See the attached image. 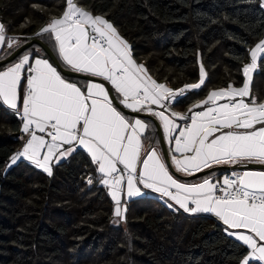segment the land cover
Masks as SVG:
<instances>
[{
	"label": "snow or ice",
	"instance_id": "6c2138e0",
	"mask_svg": "<svg viewBox=\"0 0 264 264\" xmlns=\"http://www.w3.org/2000/svg\"><path fill=\"white\" fill-rule=\"evenodd\" d=\"M6 31L0 22V46L19 49L20 43ZM45 33L55 42L60 65L39 56L37 49L25 51L0 70V103L19 117L25 140L8 167L24 158L52 175L53 158L59 163L85 149L99 173L96 182L110 191L115 217L124 218L127 211L122 194L142 195V185L173 201L177 210L214 215L228 236L247 246L239 264H264V170L248 168L264 166V100L250 90L252 73L264 56V39L250 49V63L241 69L245 78L241 86L230 82L210 91L187 112H178L168 111L172 103H182L188 92L205 85L203 65L197 83L173 89L157 82L143 64H137L113 23L76 0H65L62 14L53 16L36 35ZM65 70L88 79L79 85L64 75ZM115 101L123 109L160 121L164 138L174 144L171 165L146 143L152 123L127 116ZM222 165L245 170L217 177L213 169ZM170 166L183 176L209 171L200 182L189 183L171 174ZM87 183H93L91 176Z\"/></svg>",
	"mask_w": 264,
	"mask_h": 264
},
{
	"label": "trees",
	"instance_id": "16d2710c",
	"mask_svg": "<svg viewBox=\"0 0 264 264\" xmlns=\"http://www.w3.org/2000/svg\"><path fill=\"white\" fill-rule=\"evenodd\" d=\"M76 2L105 15L157 82L173 89L197 83L203 65L205 85L173 102L178 112L213 89L241 86L250 49L264 39V0ZM64 7L65 0H0V22L20 36V45L35 36L51 44L46 33H36ZM30 49L48 56L38 44L21 54ZM251 92L264 100V56ZM21 126L0 103V264H239L246 255L247 246L228 236L214 215L169 208L151 195L129 199L122 223L113 224L114 202L96 182L99 173L84 149L52 165V175L24 158L8 167L24 143Z\"/></svg>",
	"mask_w": 264,
	"mask_h": 264
},
{
	"label": "crops",
	"instance_id": "0c3cea01",
	"mask_svg": "<svg viewBox=\"0 0 264 264\" xmlns=\"http://www.w3.org/2000/svg\"><path fill=\"white\" fill-rule=\"evenodd\" d=\"M94 15V14H93ZM46 35H47V39L51 42V46L54 48V50H56V48H55V42H54V40H50L49 39V37H48V34L46 33ZM128 43V42H127ZM129 44V43H128ZM130 45V44H129ZM6 50H8V48L6 47V45H4V46H0V57H2V54L6 51ZM28 52H31V53H37V49H30V50H28ZM132 52V51H131ZM56 53H57V51H56ZM38 55L39 56H41V57H43V58H46V59H48L49 60V62L50 63H53L52 62V60L50 59V57L49 56H46V55H44L40 50H39V52H38ZM20 58V57H19ZM19 58H16L15 60H13V61H11V62H9V63H6V64H4V65H2V66H0V70H3L4 68H6L9 64H11V63H14V62H16V61H18L19 60ZM59 58V57H58ZM260 59V58H259ZM259 59H258V62H259ZM247 63H250V61L249 62H247ZM137 64H140V63H137ZM53 65L55 66V64L53 63ZM257 69H258V63H257V68L253 71V73H252V78H253V75H254V73H255V71H257ZM65 75V74H64ZM65 76H67L70 80H73V81H75V82H77L79 85H83L85 82H86V78H83V77H77V76H69V75H65ZM96 81V80H95ZM96 82H99V83H102V82H100V81H96ZM159 83H163V82H159ZM251 83H252V80L250 81V90H251ZM164 84H166V83H164ZM167 85V84H166ZM213 90H215V89H213ZM212 91V90H211ZM221 102H223V101H221ZM154 108H155V110H157V111H164V109H162V108H159V107H157V106H153ZM122 110V109H121ZM173 109L171 108V109H169L168 111H172ZM195 110V109H194ZM200 110V109H199ZM123 111V110H122ZM124 113L127 115V116H129V117H139V118H141V119H143V120H145V121H149V122H153L151 119H149L148 117H142V116H137V115H132V114H129V113H126L125 111H124ZM166 115L168 114V112H166L165 113ZM154 123V122H153ZM177 123L178 124H181V125H183V121H177ZM155 124V123H154ZM156 126V125H155ZM157 128V127H156ZM162 129H163V127H162ZM37 134H40V133H37ZM147 135H148V137H149V139L147 140V144L148 145H151L152 147H155L161 154H164V152H163V149H162V146H161V142H160V137H159V134H158V132H157V135L156 134H154L153 133V128H152V130L149 132V133H147ZM23 136H24V134H23ZM166 142H167V146H168V150H169V153H171V149L174 147V144H172V143H169V141L168 140H166ZM85 150V149H84ZM86 151V150H85ZM87 152V151H86ZM90 155V154H89ZM177 155H179V154H177ZM165 156V155H164ZM170 157H171V155H170ZM25 160H27V159H25ZM61 160H64V159H61ZM60 160V161H61ZM165 160H166V158H165ZM28 161V160H27ZM59 161V162H60ZM28 162H30V161H28ZM167 162V161H166ZM31 163V162H30ZM55 163H57L56 162V159L55 158H53V161H52V163H51V167H52V165H54ZM120 167H122V166H120ZM234 167V165H222V168H219V169H216V171L215 170H213L214 172H215V174H216V176L217 177H220V176H222L223 174H228L230 171H232V170H236V171H243V170H245V169H241V168H233ZM249 168V167H248ZM175 169V168H174ZM249 169H252V170H264V168H249ZM169 170H170V173L171 174H173L176 178H179L180 180H182V181H186V182H189V183H198V182H200L208 173H206V174H203V175H199V176H196V177H194V178H185V177H183V175L182 176H178V175H176L175 173H173L172 172V170L169 168ZM223 170H225L226 172H224ZM139 187L141 188V191H142V195H139V196H144V195H151V196H155V197H158L159 199H161L162 201H164V202H166L168 205L169 204H173V209H177L179 206L178 205H175L174 204V202L173 201H171V200H169L167 197H162L159 193H156V192H153L151 189H144L143 188V186L142 185H139ZM108 189V188H107ZM108 191H109V189H108ZM109 193H110V191H109ZM139 196H133V197H128L127 195H126V192L124 193V194H122V202H126L127 203V201L129 200V199H131V198H134V197H139ZM126 207H127V204H126ZM120 220L122 221L123 220V218H120ZM241 231H243V230H241ZM235 238V237H234Z\"/></svg>",
	"mask_w": 264,
	"mask_h": 264
},
{
	"label": "water",
	"instance_id": "95a60500",
	"mask_svg": "<svg viewBox=\"0 0 264 264\" xmlns=\"http://www.w3.org/2000/svg\"><path fill=\"white\" fill-rule=\"evenodd\" d=\"M33 44H38L42 49H44L45 52L50 57V59L52 60V62L55 64V66H58V65L61 64L56 52L52 49V47L49 44H47L42 38L35 36L32 39L28 40L27 42L23 43L19 49H14L11 52V55L6 56L7 59H0V66L15 60L24 50H26L28 47H30ZM17 53H19V54H17ZM64 74L65 75H69V76L83 77V78L88 79L86 76H84L82 74L69 73L66 70L64 71ZM93 79L96 80V81H100V82L104 83L105 86L108 87V88L111 87L109 84H107V82L102 81L100 78H93ZM115 103L117 104L118 107H120L126 113H129V114H132V115H137V116H142V117H148L149 119H151L155 123V125L157 127V132H158L159 137H160V142H161V146H162L166 161H167V163L169 165H171V157H170V153H169V150H168L166 139L164 138V133H163V129H162V125L160 124V121L157 118L148 115L147 113H132L128 109H123V106L119 105L118 101H115ZM248 167L249 168H264V166H261V165H258V164H251ZM219 168H222V166H216L213 170H216V169H219ZM233 168H240V167L234 166ZM170 169L176 175L182 176L180 173L175 171L173 166H170ZM208 171L209 170L206 169L203 172L195 174L194 176H183V177H185V178H194L196 176L206 174V173H208Z\"/></svg>",
	"mask_w": 264,
	"mask_h": 264
},
{
	"label": "built area",
	"instance_id": "2783aa9c",
	"mask_svg": "<svg viewBox=\"0 0 264 264\" xmlns=\"http://www.w3.org/2000/svg\"><path fill=\"white\" fill-rule=\"evenodd\" d=\"M6 36L7 37H12L13 39H15L16 41H19L20 40V36L18 35V34H15V33H9V32H7L6 31ZM171 109V108H170ZM194 111H199V109H195ZM24 142H25V140H24ZM24 144V143H23ZM22 147H23V145L16 151V153L18 152V151H20L21 149H22ZM20 160V159H19ZM233 171V170H232ZM236 171V170H235ZM231 172V171H230ZM229 172V173H230ZM237 172H239V171H237Z\"/></svg>",
	"mask_w": 264,
	"mask_h": 264
},
{
	"label": "rangeland",
	"instance_id": "374dc122",
	"mask_svg": "<svg viewBox=\"0 0 264 264\" xmlns=\"http://www.w3.org/2000/svg\"><path fill=\"white\" fill-rule=\"evenodd\" d=\"M111 222H112L113 224H120V223H122V221L120 220V218H117V217H115V216L112 217Z\"/></svg>",
	"mask_w": 264,
	"mask_h": 264
}]
</instances>
